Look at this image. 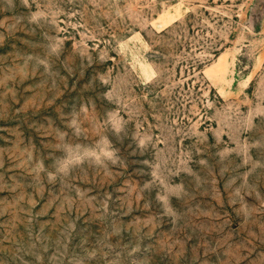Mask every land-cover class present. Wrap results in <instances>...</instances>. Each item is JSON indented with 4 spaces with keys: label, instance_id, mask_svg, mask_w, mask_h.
<instances>
[{
    "label": "rangeland",
    "instance_id": "obj_1",
    "mask_svg": "<svg viewBox=\"0 0 264 264\" xmlns=\"http://www.w3.org/2000/svg\"><path fill=\"white\" fill-rule=\"evenodd\" d=\"M0 264H264V0H0Z\"/></svg>",
    "mask_w": 264,
    "mask_h": 264
},
{
    "label": "clouds",
    "instance_id": "obj_2",
    "mask_svg": "<svg viewBox=\"0 0 264 264\" xmlns=\"http://www.w3.org/2000/svg\"><path fill=\"white\" fill-rule=\"evenodd\" d=\"M77 163H83V160H78ZM60 171H65L64 168L59 169ZM50 179H55V175L53 173H49Z\"/></svg>",
    "mask_w": 264,
    "mask_h": 264
}]
</instances>
